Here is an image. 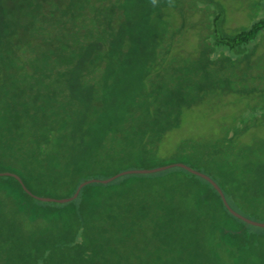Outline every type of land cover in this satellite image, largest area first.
Returning a JSON list of instances; mask_svg holds the SVG:
<instances>
[{
	"label": "trees",
	"instance_id": "trees-1",
	"mask_svg": "<svg viewBox=\"0 0 264 264\" xmlns=\"http://www.w3.org/2000/svg\"><path fill=\"white\" fill-rule=\"evenodd\" d=\"M168 1L0 0V264H264V227L182 167L35 197L183 162L264 221V17ZM223 94L244 110L220 135L165 149Z\"/></svg>",
	"mask_w": 264,
	"mask_h": 264
},
{
	"label": "rangeland",
	"instance_id": "rangeland-1",
	"mask_svg": "<svg viewBox=\"0 0 264 264\" xmlns=\"http://www.w3.org/2000/svg\"><path fill=\"white\" fill-rule=\"evenodd\" d=\"M210 0H169L168 4L172 7L170 11L172 14L171 19H178V9L181 7L186 8L189 12L191 20L200 19L201 15L193 13V7L196 5L208 4ZM215 4H219L227 8L228 13L226 18L228 24L245 26L250 25L257 19L264 17V0H214ZM191 11V12H190ZM192 35H191V34ZM187 33V38L184 41L187 46H192L194 43V32ZM263 49L264 47V33L261 34L256 42ZM256 44V43H255ZM221 95L215 99L206 100L201 105L193 107L185 113L184 125L180 130L172 132L171 139L167 142L165 149H169L176 138L183 134H197L206 135V137H214L220 135L227 126V122H233L234 119L243 113V108L237 102L234 95ZM264 130H261L263 134ZM137 169V168H135ZM254 218V219H253ZM250 219L255 220V217ZM258 221V220H257ZM264 222V221H262Z\"/></svg>",
	"mask_w": 264,
	"mask_h": 264
},
{
	"label": "water",
	"instance_id": "water-1",
	"mask_svg": "<svg viewBox=\"0 0 264 264\" xmlns=\"http://www.w3.org/2000/svg\"><path fill=\"white\" fill-rule=\"evenodd\" d=\"M175 166H178V167H182V168H185L186 170L194 173V174H197L205 179H207L219 192V194L221 195L226 207L228 208V210L233 213L235 216L243 219L244 221H246L247 223L249 224H252V225H255V226H259V227H264V222L262 221H257V220H253V219H250L248 217H245L243 216L241 213L237 212L236 210H234L233 208H231V206L229 205L228 201L226 200L225 198V195L222 191V189L220 188V186L210 177L208 176L207 174L199 171V170H196L194 169L193 167L183 163V162H176V163H171V164H167V165H163V166H158V167H155V168H137V169H128V170H124L122 172H119L111 177H108V178H104V179H101V178H91V179H88V180H85L83 182H81L78 186V188L76 189L75 193L70 196V197H66V198H54V197H48V196H35L36 198L42 200V201H56V202H67V201H71L73 199H75L81 188L85 185H87L88 183H92V182H103V183H108L114 179H116L117 177L121 176V175H125V174H130V173H154V172H159V171H163V170H166V169H169V168H172V167H175ZM19 180H21L17 175H15ZM27 192H29L30 194H32L27 188H25Z\"/></svg>",
	"mask_w": 264,
	"mask_h": 264
}]
</instances>
